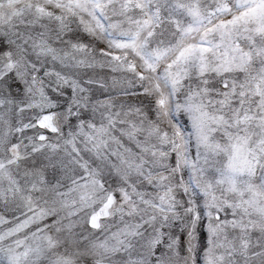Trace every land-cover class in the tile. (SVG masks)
Listing matches in <instances>:
<instances>
[{"label": "snow or ice", "instance_id": "snow-or-ice-1", "mask_svg": "<svg viewBox=\"0 0 264 264\" xmlns=\"http://www.w3.org/2000/svg\"><path fill=\"white\" fill-rule=\"evenodd\" d=\"M0 264H264V0H0Z\"/></svg>", "mask_w": 264, "mask_h": 264}]
</instances>
